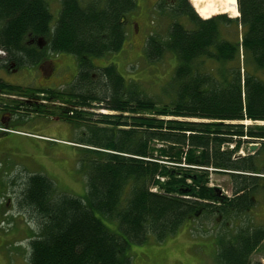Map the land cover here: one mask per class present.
<instances>
[{"label":"trees","instance_id":"16d2710c","mask_svg":"<svg viewBox=\"0 0 264 264\" xmlns=\"http://www.w3.org/2000/svg\"><path fill=\"white\" fill-rule=\"evenodd\" d=\"M237 5L239 17L203 19L190 0L170 3L167 36L151 35L146 43L150 62L171 55L175 63L166 96L156 98L140 94L137 81L114 63L92 60L122 50L124 15L137 9V0H62L54 26L46 0H0V67H37L51 54L74 55L77 74L67 88L39 90L67 109H31L60 115L72 129L88 124L76 142L87 161L85 195L60 191L43 173L19 175V207L37 226L31 264H131L133 244L150 235L163 240L187 220L213 216L224 231L218 264H264L253 259L264 225L250 216L264 202V125L246 123L264 121V0ZM223 29L234 37H224ZM22 90L34 91L0 80L2 94ZM93 101L115 113L88 111ZM255 142L254 153L248 147L240 154ZM210 169L231 177L230 196L209 185Z\"/></svg>","mask_w":264,"mask_h":264},{"label":"rangeland","instance_id":"374dc122","mask_svg":"<svg viewBox=\"0 0 264 264\" xmlns=\"http://www.w3.org/2000/svg\"><path fill=\"white\" fill-rule=\"evenodd\" d=\"M46 1L53 15L51 25L54 26L60 17L62 0ZM171 2L170 0H137L138 7L129 18L131 21L137 19L141 27V35L139 38L135 37L137 35L136 26L128 23V34L122 50L105 57L92 58L94 65L104 67L114 63L123 76L137 81L140 94L156 98L165 97L166 83L172 75L175 63L171 55H166L159 62H150L146 56L147 40L142 39V34L147 31L162 39L167 36L173 21L170 11ZM161 3L165 4L164 8L161 7ZM154 5L156 12L149 15V10ZM191 5L193 6L192 3ZM194 10L201 18H209L199 14L197 9L194 8ZM219 13L234 17L232 13L219 10L211 15L215 16L214 14ZM239 16L238 12L236 17ZM179 21L191 26L186 18L181 17ZM223 35L230 39L234 37L231 34L227 36L226 29H223ZM51 56L52 62L56 65L55 68H58L57 73H51L50 62L44 63L43 69L34 66L32 71L15 70L10 65L9 69L0 67V80L34 89L33 92L22 90L24 95H21L22 91L4 94L0 92V106L18 110L17 117L21 120L11 127L13 130L9 131L10 134H20L19 145L17 143L8 144L1 140L3 137H0V264H31L30 236L37 230V226L31 220V216L19 207L17 197L20 184L24 181L19 175L43 173L54 180L60 191L76 196H83L87 191V161L82 148L76 142H80L85 137L88 124L82 122L83 130L82 127L77 130L72 129L68 122L60 124L61 121L58 118L37 115L31 109L32 104L50 106L51 102H59L54 99L44 101L45 95L39 90L48 87L46 84H51L56 90H64L77 73V58L74 55L61 53L51 54ZM27 95H30L31 99ZM160 100L167 101L165 98ZM18 101L23 103L21 109H17ZM60 102L61 106L67 109L66 102L64 100ZM97 102L93 101V105L86 109L95 113H115L101 107L105 102L101 106H98L100 104ZM25 106L31 109L26 111L30 112L27 113L28 116L25 114ZM92 119L93 122H97L98 117L94 116ZM246 123L264 125V121H247ZM252 144L260 145L257 142L246 143L240 154L246 155L248 147ZM212 170L210 169L209 185L217 187L218 190L230 196L232 193L231 177ZM252 210L250 216L254 224L264 225V202L260 200ZM104 221L110 228L115 226L112 221L105 218ZM219 222L220 218L217 216L202 217L185 221L176 233L168 235L163 240L150 235L146 242L131 246V264H218V236L222 231L218 225ZM253 259L264 263V243L255 252Z\"/></svg>","mask_w":264,"mask_h":264},{"label":"flooded vegetation","instance_id":"af4514ba","mask_svg":"<svg viewBox=\"0 0 264 264\" xmlns=\"http://www.w3.org/2000/svg\"><path fill=\"white\" fill-rule=\"evenodd\" d=\"M174 3H176L178 0H172ZM155 5L153 6V8H151L150 10H149V15L151 14V13H153V12H156L154 9H155ZM136 10V9H135ZM134 10V11H135ZM134 11H132V12H134ZM132 12L131 13H129V14H127V15H124V22H125V27H126V37H127V34H128V32H127V24L129 23H133L135 26H136V30H137V35L135 36V37H138L139 38V36L141 35V27H140V24H139V22L137 21V19L136 20H132L131 21V19L129 18V16L132 14ZM151 17V16H150ZM149 17V18H150ZM149 27V26H148ZM151 27V26H150ZM149 27V28H150ZM151 37V32H145L144 34H142V39H145V40H147L148 41V39ZM126 40V39H125ZM41 43H42V41H39V44L41 45ZM48 63V62H50V66H51V73H57V71H58V68H55V63L54 62H52V56L50 55V58L49 59H46V60H43L41 63H39L38 65H37V67H38V69H40V67H41V69H43V67H45V65H44V63ZM13 64V63H12ZM31 67V69H29ZM33 67H34V65H31V64H29V65H22V66H19V67H17V68H14L15 70H18V69H26V71H32L33 70ZM77 74V73H76ZM76 74H75V76H76ZM75 76L73 77V79L70 81V83L74 80V78H75ZM69 83V84H70ZM46 85H48V87H45L44 85V87L45 88H42V89H55L56 90V88H54L51 84H46ZM62 90V89H61ZM44 95H45V99H44V101H49L50 99H53L52 98V95H50V94H48V93H43ZM55 100V99H54ZM18 103V105L19 106H21L22 107V102H17ZM17 105V106H18ZM61 106V102L59 101V102H51V104H50V106H48V109L49 110H55V108H57V106ZM25 108V114L28 116V114L27 113H30V112H26V111H30L31 109L28 107V106H25L24 107ZM17 109H21V108H17ZM18 113H19V111L18 110H16V109H9V108H6V107H3V106H0V137H3V139H1V140H3L4 142H6V143H8V144H10V143H17V145H19V142H20V140H19V138L21 137L20 136V134H17V133H15V134H10L9 133V131H11V130H13V129H11V127L12 126H14V125H16L17 123H19V122H21V120H20V118L19 117H17V115H18ZM37 115H45V114H41V113H36ZM46 117H56V118H58L59 119V121H61L60 122V124L61 123H64V120H62V118H61V116L60 115H45ZM53 119V118H52ZM55 121V120H54Z\"/></svg>","mask_w":264,"mask_h":264},{"label":"bare ground","instance_id":"6f19581e","mask_svg":"<svg viewBox=\"0 0 264 264\" xmlns=\"http://www.w3.org/2000/svg\"><path fill=\"white\" fill-rule=\"evenodd\" d=\"M197 12L205 17H211L217 10L238 15L237 0H190ZM220 14V13H219ZM217 15V14H214ZM203 18V17H202ZM206 19V18H205Z\"/></svg>","mask_w":264,"mask_h":264},{"label":"water","instance_id":"95a60500","mask_svg":"<svg viewBox=\"0 0 264 264\" xmlns=\"http://www.w3.org/2000/svg\"><path fill=\"white\" fill-rule=\"evenodd\" d=\"M257 148H258V145H256V144H252V145L250 146V151L253 152V151H255Z\"/></svg>","mask_w":264,"mask_h":264},{"label":"clouds","instance_id":"9594fccd","mask_svg":"<svg viewBox=\"0 0 264 264\" xmlns=\"http://www.w3.org/2000/svg\"><path fill=\"white\" fill-rule=\"evenodd\" d=\"M3 54H4V53L1 51V52H0V55H3Z\"/></svg>","mask_w":264,"mask_h":264}]
</instances>
